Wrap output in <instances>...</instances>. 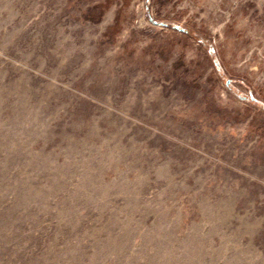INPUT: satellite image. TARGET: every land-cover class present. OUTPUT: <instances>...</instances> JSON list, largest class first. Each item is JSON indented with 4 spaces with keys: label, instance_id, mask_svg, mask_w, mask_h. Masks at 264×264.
<instances>
[{
    "label": "rangeland",
    "instance_id": "1",
    "mask_svg": "<svg viewBox=\"0 0 264 264\" xmlns=\"http://www.w3.org/2000/svg\"><path fill=\"white\" fill-rule=\"evenodd\" d=\"M100 1L0 0V264H264V0Z\"/></svg>",
    "mask_w": 264,
    "mask_h": 264
},
{
    "label": "trees",
    "instance_id": "2",
    "mask_svg": "<svg viewBox=\"0 0 264 264\" xmlns=\"http://www.w3.org/2000/svg\"><path fill=\"white\" fill-rule=\"evenodd\" d=\"M131 0H101L95 7L94 10L98 13V19H100L104 12L109 8L110 5L113 3H116L118 5V8L115 13V18L113 21L112 26L109 28V34H116L121 29L122 25L125 21L129 22L133 18V14L128 12V6L130 4ZM96 13V14H97ZM212 53V52H210ZM214 65H217L216 62H214ZM241 98L246 99L241 96ZM253 104L261 107L264 109V105L260 104L257 100L250 98L249 99Z\"/></svg>",
    "mask_w": 264,
    "mask_h": 264
}]
</instances>
